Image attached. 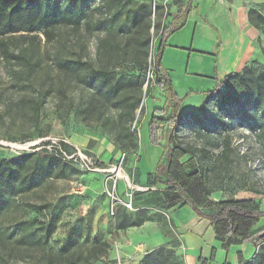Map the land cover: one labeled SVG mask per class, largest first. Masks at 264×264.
Returning a JSON list of instances; mask_svg holds the SVG:
<instances>
[{
  "label": "rangeland",
  "instance_id": "rangeland-1",
  "mask_svg": "<svg viewBox=\"0 0 264 264\" xmlns=\"http://www.w3.org/2000/svg\"><path fill=\"white\" fill-rule=\"evenodd\" d=\"M134 1L143 2V0H124L127 10L132 7ZM246 1V5L250 9H255L264 15V0ZM150 2L153 4L154 11L157 4L163 7L161 17L153 16V22L159 20L162 24H167L171 21V17L176 12L172 4L173 0H150ZM78 4L83 5L85 17H92L93 24L105 18L109 19V24L105 31L88 30L86 20L78 29L69 25L61 27L63 35L61 43L65 58L81 56L84 59H89L96 67L98 65L99 39L105 36L109 29L115 28L118 41L122 43V49H124L117 61L118 69L124 73L138 75L140 67L133 63L130 50L125 48L127 34L119 31L124 28L122 24L126 20L125 11L116 13L114 8L109 9L106 6L102 8L101 0H79ZM256 29L262 34L258 39L260 48L257 49L258 53L247 66L260 74L264 72V25ZM151 35L153 48L147 59V69L145 71L142 69V77L146 80V84L141 107L137 111L136 119L132 124L130 123L131 130L137 137L138 148L136 151L124 149L116 141L114 127L118 119V111L115 109L96 108L90 111L89 120L85 119L84 108L89 104L93 90L72 73H67L64 76L66 91L61 88L59 78H57L58 74L54 72L53 43L46 41L45 36L41 33L39 34L40 42L22 38L20 35L9 41L12 50L30 47L32 43L37 50L39 60L36 70L38 73L34 84L37 87L46 88L49 95L41 110L39 124L35 126L28 120L26 114L22 115V106L17 104L25 91L17 88L10 73L13 68L18 69L19 67L16 65V61L6 59L0 51V158L18 160L25 155L32 154H38L41 158L47 157L49 154H54V146L59 142H65L70 145L68 149V153L72 154L70 156H75L74 159L78 160H68L67 157L66 159L64 157L59 160L53 159L52 178L42 183L33 192L28 193L24 200L7 197L0 202V264H24L23 259L26 257V254L14 246L15 237L11 238L9 243L6 242L5 229H9L7 233L9 231L13 233L14 228L20 225V229L25 233L37 231L36 219H44L45 214L50 211L56 215L62 211L65 212L77 201H80V206L89 205L92 209L93 205L85 202L87 188L92 185L99 192H104L103 194L109 200V205L108 191L115 192L116 196L124 202H127L130 199L129 195L133 193V210L125 206L119 208H125L133 213L141 210L152 217L151 221L145 224H153V228H147L142 234L131 231L125 233L128 240H135V246L139 245L138 249L141 255L161 246H179L181 251H176L178 260L186 264L184 258L186 249L181 243L180 237L187 233L186 227L198 228L195 216L187 207L171 210L159 206L146 207L143 202L145 196H141L143 193L155 190L148 175L149 173L154 174L153 165L160 154L158 151L155 154L149 152L147 147L148 123L153 110L161 108L165 101L163 94L154 88L153 53L158 43V34L155 28H152ZM188 46L185 49H178L168 45L162 58L163 68L173 70L169 72L174 89L180 97H185L192 90L205 89L204 86H201V81H209L204 80L199 76L200 73L196 72V67H200L203 61L206 65H213V70L215 68V60H211V58L214 59V56L209 58L205 54L198 53L201 48L199 46H202L200 38L196 39L194 47ZM192 49L198 52L189 51ZM203 65L205 64L203 63ZM227 71L231 73L230 69ZM41 75H45L44 81H42ZM225 76L226 74H223L219 78L223 79ZM213 77H216V72ZM29 95L36 96L37 94L30 92ZM193 96L203 99L197 105L195 104L196 98L194 99ZM205 96L190 95L182 104L181 112L198 109L206 101ZM26 112L29 114V111ZM24 136H29L30 141L26 143L20 140L19 142L11 141V139H21ZM48 141L52 144L44 146L43 144ZM177 141L182 147L194 151L196 159L204 169L206 181L212 190L214 200L253 198L258 200L264 209V196L253 192L258 191L264 194V136L254 122H249L242 116L236 115L235 109L221 110L217 103L211 102L205 112L200 114L198 121L193 117H188L183 121L178 129ZM33 147L36 148L32 149ZM152 150L162 151L154 147ZM116 215L111 217L108 208V216L111 219L115 220ZM38 234L42 235L41 231ZM59 236L63 241L54 237V234L46 240L47 245L56 252H61L68 244L90 245L95 241H107L110 244L109 258L114 264H141L143 259L125 258L118 240V233H114L110 240L101 238L89 243L76 241L75 234L67 233L66 236L60 234ZM209 239V235H206L205 240L208 242ZM213 241L220 247L217 240ZM157 242L161 246L147 247ZM161 242H164V245ZM30 243L32 242L30 241ZM127 244L126 249L131 251L134 244ZM251 248L253 247L251 246ZM200 256L201 253L198 252L194 264H203V261L205 264L209 262L222 264L226 254H219L216 261L215 258L213 260L204 259L209 256V253L207 256H203L204 258Z\"/></svg>",
  "mask_w": 264,
  "mask_h": 264
},
{
  "label": "trees",
  "instance_id": "trees-1",
  "mask_svg": "<svg viewBox=\"0 0 264 264\" xmlns=\"http://www.w3.org/2000/svg\"><path fill=\"white\" fill-rule=\"evenodd\" d=\"M101 2L102 8H114L116 13L125 11L126 20L122 24L124 28L119 31L127 34L125 48L130 50L133 63L140 67L138 75L118 69L117 61L124 49L118 41L115 28L109 29L99 39L96 67L89 59L81 56L65 58L61 27L69 25L78 29L86 20L88 30L105 31L109 24V19L106 18L93 24L92 17H85V10L82 4H78L79 0H0V51L6 59L16 61L19 67L13 68L10 74L17 88L25 91L17 103L22 106V115L26 114L28 120L37 126L49 94L46 88L34 84L39 57L33 43L30 47L12 50L9 41L20 35L40 42L41 33L46 41L53 43L54 72L58 74L61 88L66 91L64 76L72 73L93 90L90 102L84 108L85 119L89 120L90 111L96 108L115 109L118 111L114 127L115 139L124 149L136 151L137 137L131 130L130 123L136 119L141 107L146 84L142 69H147V59L153 48L151 30L155 28L158 43L153 53L154 88L163 94L165 101L161 108H155L152 112L148 123V140L150 146L162 150V155L154 174L148 175L155 190L141 195L145 196L144 205L159 206L167 210L187 207L200 220L209 222L214 238L223 250L228 251L234 246H252L256 249L251 259L244 258L240 253L237 264H264V209L260 202L253 198L214 200L204 169L194 151L182 147L177 141L178 129L183 121L188 117L198 121L200 114L205 112L211 102L217 103L221 110L235 109L236 115L254 122L264 136V72L257 74L253 68L246 66L241 72L231 73L220 79L216 69L217 85L213 90L190 91L185 97H180L174 89L170 72L162 66V58L170 36L186 25L193 0H173L176 12L167 24H162L159 20L153 22V16L161 17L163 7L157 4L154 11L150 0L134 1L128 10L124 0ZM248 15L250 24L255 28L264 25V15L259 11L250 9ZM41 78L44 81L45 75H41ZM30 92L37 95H29ZM195 94L206 95V101L198 109L182 113L184 101ZM19 140L26 143L30 141V137L11 139L12 142ZM50 144L52 143L48 141L43 145ZM69 148L67 143L59 142L54 146V154L47 157L32 154L18 160L0 158V202L7 197L24 200L28 193L52 178L53 159H66L65 155H72L68 153ZM253 192L264 196L258 191ZM63 213L64 211L56 215L50 211L45 214L44 219H36L38 232L25 233L20 225L14 228L13 233H7L9 229H5V240L9 243L15 237L14 246L26 254L24 264H114L109 258L110 244L107 241H95L90 245L68 244L61 252L50 248L46 240L55 233ZM151 219L144 211L133 213L119 208L115 217L116 228L117 231L140 228ZM39 231L42 235L38 234ZM175 248L177 246L156 248L145 254L141 264H183L178 260ZM213 258L214 252L211 256L212 260Z\"/></svg>",
  "mask_w": 264,
  "mask_h": 264
},
{
  "label": "crops",
  "instance_id": "crops-1",
  "mask_svg": "<svg viewBox=\"0 0 264 264\" xmlns=\"http://www.w3.org/2000/svg\"><path fill=\"white\" fill-rule=\"evenodd\" d=\"M246 3L247 1L245 0H193L192 10L188 16L186 25L180 31L170 36L168 40L169 47L178 49H185L188 45L194 47L196 39L200 38L202 43V46H199L201 47L200 50H198L200 52L193 49L189 51L205 54L209 58L214 56V59L211 58L212 61L215 60L214 70L212 69L213 65H206L205 61L202 62L200 67L195 66L196 72L200 73L199 76L209 81H201V86H204L205 89L197 91L213 90L216 87V77H213L216 69L219 76L241 72L258 53L257 49L260 48L258 39L261 38L262 34L250 24L248 15L250 8ZM174 10L176 11L175 7ZM198 45L201 44L198 43ZM199 47L197 46V49ZM227 69H230L231 73ZM168 71L172 72L173 70L168 69ZM207 84L210 85L208 86ZM193 97L194 99L196 98L195 104L201 102L203 99L202 97ZM147 147L149 148V152H154V154L156 151L159 152V158L155 160V163L157 162L158 164L162 151L152 150L149 140ZM155 163L153 165L154 172L157 166ZM103 193L94 189V185L89 186L86 191L87 199H85V202L87 201L91 206L93 205V208L91 209L89 205L86 207L80 206V201H77L76 204L72 205L61 216L54 237L62 240L59 234L66 236L67 233H70L76 235V241L89 243L101 238L110 240L114 233H118V240L122 246L125 258L133 259L134 257L141 260L146 252L144 255H141L138 249L139 245L135 246L136 241L128 240L125 233L131 231L142 234L147 228H153L154 225L145 224L140 228H131L124 230V232L117 231L116 220L108 216L109 200ZM192 214L194 215L193 212ZM197 222L198 228L191 229V227H186L187 233L180 237V241L186 249L184 257L186 264H194L198 252L201 253L200 257L202 258L209 253V256L204 258L209 260H211L210 256L214 252L215 261L218 259L219 254L223 255L225 253V260L222 264H237L240 253L246 259L254 257L256 249L253 252L251 246H234L228 251L223 250L221 244L219 247L214 243V232L209 222L202 221L195 216V223ZM155 226L157 225L155 224ZM206 235H209L210 238L208 242L205 240ZM127 243L134 244L131 251L126 249ZM161 243L164 245V242ZM152 244L151 246H146L150 248L161 246L159 242ZM175 250L177 252L181 251L179 250V246ZM208 264H211V262Z\"/></svg>",
  "mask_w": 264,
  "mask_h": 264
},
{
  "label": "built area",
  "instance_id": "built-area-1",
  "mask_svg": "<svg viewBox=\"0 0 264 264\" xmlns=\"http://www.w3.org/2000/svg\"><path fill=\"white\" fill-rule=\"evenodd\" d=\"M65 156L67 157L68 160H75L74 159L75 156H67V155ZM79 156H82V155L79 154ZM75 161H78L77 158ZM82 161L84 162L83 159ZM129 196H130V199L127 202H124L119 197L116 196L115 192L108 191V197L110 198L109 215L111 217H114L116 215V212L120 206H125L126 208L133 210V205H132L133 193L130 194Z\"/></svg>",
  "mask_w": 264,
  "mask_h": 264
},
{
  "label": "bare ground",
  "instance_id": "bare-ground-1",
  "mask_svg": "<svg viewBox=\"0 0 264 264\" xmlns=\"http://www.w3.org/2000/svg\"><path fill=\"white\" fill-rule=\"evenodd\" d=\"M116 170H119V169H116ZM121 170V169H120Z\"/></svg>",
  "mask_w": 264,
  "mask_h": 264
}]
</instances>
